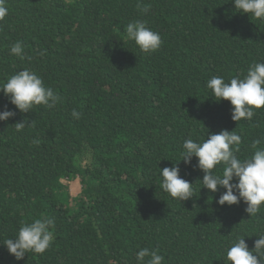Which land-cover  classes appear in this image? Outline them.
Wrapping results in <instances>:
<instances>
[{
  "label": "trees",
  "instance_id": "16d2710c",
  "mask_svg": "<svg viewBox=\"0 0 264 264\" xmlns=\"http://www.w3.org/2000/svg\"><path fill=\"white\" fill-rule=\"evenodd\" d=\"M6 7L0 82L28 68L61 103L21 114L0 92V111H16L0 121V264H136L143 247L158 249L163 264H226L237 235L253 247L264 207L250 218L243 201L218 205L225 190L202 188L195 156L179 163L195 189L181 202L163 191L159 168L179 162L185 139L208 131H236L241 159L254 151L264 108L251 121H233L230 102H217L206 83L264 62V22L230 0H6ZM136 19L160 33L154 53L126 39L124 26ZM16 41L23 58L10 54ZM76 179L81 189L72 196ZM45 216L55 219L52 246L16 260L2 243Z\"/></svg>",
  "mask_w": 264,
  "mask_h": 264
},
{
  "label": "clouds",
  "instance_id": "9594fccd",
  "mask_svg": "<svg viewBox=\"0 0 264 264\" xmlns=\"http://www.w3.org/2000/svg\"><path fill=\"white\" fill-rule=\"evenodd\" d=\"M229 2V0H227ZM236 12L247 14L264 22V0H230ZM142 13H147L150 6L138 4ZM8 14L6 0H0V20ZM126 39L134 42L140 52L151 54L157 51L162 39L158 31H154L142 19L130 21L124 26ZM10 54L24 57V45L16 41L9 49ZM43 53H41L42 55ZM207 89L216 101L227 100L232 106L231 119L249 121L255 116L254 109L264 108V62H255L248 66L246 74L237 75L228 82L222 76H212L207 80ZM0 92L8 98L15 110L21 114L29 113L36 106L43 105L55 108L61 103V97L51 87H47L35 71L24 68L0 82ZM15 110L5 105L0 111V121H8L16 116ZM72 116L80 119L81 113L72 110ZM27 118L16 122V131H22L28 124ZM242 142L241 136L234 130L222 129L218 133L208 131L206 138L185 139L182 144L181 159L171 167L159 168L161 187L172 198L181 202L193 198L195 189L191 183L180 175L179 163L190 165L193 156L198 159L196 167L203 172L200 180L202 188L211 193L224 189L218 205H238L241 201L246 205L244 211L256 217L264 207V136L252 141L254 151L241 159L237 153ZM38 144L39 141H33ZM55 219L52 217L35 218L30 223H22L14 238H7L2 243L10 255L21 260L26 254H44L53 244ZM252 248L245 241L247 235H237L225 252L226 264H264V231L255 235ZM164 257L158 249L139 248L136 252V264H163Z\"/></svg>",
  "mask_w": 264,
  "mask_h": 264
},
{
  "label": "rangeland",
  "instance_id": "374dc122",
  "mask_svg": "<svg viewBox=\"0 0 264 264\" xmlns=\"http://www.w3.org/2000/svg\"><path fill=\"white\" fill-rule=\"evenodd\" d=\"M73 180H71L70 182H69V184H70V187H69V192H70V194L72 195V196H75L76 194H78L79 192H80V183H79V181H78V179H76L75 181H74V183L72 184V186H71V182H72Z\"/></svg>",
  "mask_w": 264,
  "mask_h": 264
},
{
  "label": "crops",
  "instance_id": "0c3cea01",
  "mask_svg": "<svg viewBox=\"0 0 264 264\" xmlns=\"http://www.w3.org/2000/svg\"><path fill=\"white\" fill-rule=\"evenodd\" d=\"M73 183H74V181L71 182V186H72Z\"/></svg>",
  "mask_w": 264,
  "mask_h": 264
}]
</instances>
